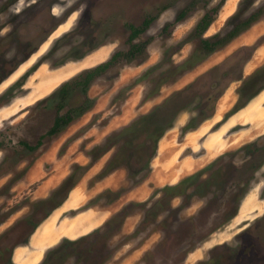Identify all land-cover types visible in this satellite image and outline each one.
Returning <instances> with one entry per match:
<instances>
[{
	"label": "rangeland",
	"instance_id": "rangeland-1",
	"mask_svg": "<svg viewBox=\"0 0 264 264\" xmlns=\"http://www.w3.org/2000/svg\"><path fill=\"white\" fill-rule=\"evenodd\" d=\"M220 2L0 0V264L11 262L16 243L27 242L13 252L11 264H264V128L255 126L264 109V0ZM206 12L215 13L208 27L195 29ZM254 12L247 28L205 51L196 64L172 68L201 39L224 36ZM144 18L152 20L134 41L145 46L88 86L90 109L58 134L44 135L55 115L47 98L82 71L125 52L129 27ZM94 54L103 56L83 65ZM244 84L256 95L233 110L244 98L238 93ZM217 91L214 102H201ZM82 98L79 89L70 91L61 112ZM158 106L159 118L171 125L149 169L135 178L124 166L104 173L118 147L101 150L107 137ZM240 135L251 137L230 145ZM38 140L32 151L20 143ZM251 142L261 149L248 158L242 146ZM214 161L220 172L204 195L207 186L192 190L208 172L180 195L159 190ZM79 237L56 263L49 250Z\"/></svg>",
	"mask_w": 264,
	"mask_h": 264
},
{
	"label": "trees",
	"instance_id": "trees-1",
	"mask_svg": "<svg viewBox=\"0 0 264 264\" xmlns=\"http://www.w3.org/2000/svg\"><path fill=\"white\" fill-rule=\"evenodd\" d=\"M222 2L223 0H221L220 3ZM184 14H185V10L180 11L175 16L173 22H177L181 20ZM214 14L215 13H212L211 16L209 15V12L208 13L206 12L196 23L195 29H199L200 31L206 29L209 25V22L213 19ZM257 14L258 12H254L250 14L249 17H247L244 21L240 22L238 25H236L232 30L227 32L222 37L219 36V38L217 39H213V38L201 39L198 48H196V50H194L193 53H191V55L187 59H185L183 62L179 64L176 65L174 64L172 68H174V70H185L190 68L191 66L196 64L197 61L201 60L200 57L203 56L205 51L206 52L213 51L215 48L219 47L230 38L236 36L239 32L242 31V29L247 28L254 21ZM149 23L150 20H145L142 23L141 28L140 26L139 27L130 26L129 27L130 34L128 37V41H132L133 39L138 37V35L142 33L145 30V28H147ZM138 44H139L138 42H135V44L132 46L135 51L140 48V47L138 48L137 46ZM129 54L132 55L133 53L129 51ZM119 56L120 53L115 52L105 62H102L94 67L82 71L70 83L62 84L59 88H57V90L53 92V94L49 96V98H47V103L52 104L55 108V115L52 124L47 129L44 135L53 136L58 134L69 123H71L73 120L80 117L84 112L90 109L93 102L91 98H89L86 94L88 86L96 78H98L100 75H102L103 73L108 71L112 66H114L115 65L114 63ZM74 89H79V92L83 95V98L77 105L75 106L73 105L68 109L64 110L63 112H61L62 107L65 106L66 97L69 95V92L70 91L72 92ZM245 89H246L245 86L240 87L238 93L240 95L243 94ZM250 97L251 96H248V98H245V100L244 98L242 100H238L233 110L243 107ZM159 107L160 106L156 107L155 110H152L144 115H141L124 129H121L120 131L115 132L107 137L106 142L109 143L104 144L101 150L104 149L105 151L107 145H115L116 143H118V147L116 149V152H114V154L108 159L104 168L105 169L104 173H108L109 171L115 168L124 166L128 170V174H130L133 178H135V175L140 171L142 170L147 171L149 169V160L155 153L157 141L165 132V130L169 128L171 125L170 124L171 121L164 123V120H161L159 118L158 116ZM20 143L24 146L25 149L32 151L39 146L40 140H38L34 145H31L30 143H26V142H20ZM260 149H261L260 147L258 148L256 146L255 142H251L249 144L242 146V150H246L248 158L251 157L254 153L258 152ZM139 158L144 159L143 163L139 162V160H134ZM134 161L137 162L136 165H134L135 164ZM216 166H217V161H214L208 164L206 167L200 169L199 171L185 177L179 183L174 185H165L161 187L159 190L165 193V195H169L172 197L180 195L181 190L184 189V191L186 192L187 189L185 188L187 187V183L189 181H191L192 179L199 181V179L202 178L203 174H205V172H208V174L204 177L203 181L200 184H194L192 190V194L196 193L195 189L197 190V193H199L202 191V186L203 187L207 186L205 191L201 193V195H204L208 187L212 184L211 180L219 175L220 170ZM82 239L83 237L81 238L79 237L74 241L64 239L57 246L51 248L49 250V253L56 252V256L54 257L56 263H59L60 261H64V259L69 256V253L66 252V249L73 244L79 243Z\"/></svg>",
	"mask_w": 264,
	"mask_h": 264
},
{
	"label": "flooded vegetation",
	"instance_id": "flooded-vegetation-1",
	"mask_svg": "<svg viewBox=\"0 0 264 264\" xmlns=\"http://www.w3.org/2000/svg\"><path fill=\"white\" fill-rule=\"evenodd\" d=\"M252 14V13H251ZM250 16V14L249 15H247L245 18H242V19H240L239 21H237V22H235V24L231 27V29L230 30H232L236 25H238L240 22H242V21H244L247 17H249ZM145 20H152V18H149V19H146V18H144L143 20H142V23L145 21ZM142 23H141V25H140V28L142 27ZM229 32V31H228ZM129 34H130V32H129ZM129 37V36H128ZM128 37H127V41H128ZM128 43H129V46H128V48H127V50L125 51V52H120V51H118L119 53H120V56L118 57V59H119V61H120V58H121V61L123 60V61H125V63H127V62H129V61H131L132 59H133V57H134V55H136V53H137V51H135L134 49H133V45L135 44V41H134V39L132 40V41H128ZM139 44L137 45L138 46V48H139V46L142 48L143 46L142 45H144L145 46V43L143 44L142 42H138ZM129 51H131L133 54L132 55H130L129 54ZM118 59L115 61V63H117V61H118ZM114 63V64H115ZM225 70V69H224ZM230 74H233V72H229V70L227 71V74H226V76L227 77H231L232 78V75H230ZM216 82L218 83V84H220V82H218L217 80H216ZM217 84V85H218ZM224 87V84H222L221 85V87ZM246 87V84H244L243 86H241V87ZM240 88V87H239ZM247 89H245V91H246ZM260 90H262V89H260ZM259 90V91H260ZM243 92V94H239L240 95V97L241 96H244V98L246 97V98H248V96H251L248 100H247V102L248 101H250L256 94L254 93V91L255 90H250L248 93L247 92ZM217 94L215 95V96H213V97H210V92H208L206 95L209 97L208 99H205L204 101L203 100H201V102H205V105L206 104H208V103H212V102H214L215 101V97L216 96H218V93H219V91H217L216 92ZM220 94V93H219ZM162 107V106H161ZM161 107H159V109L161 108ZM161 120H162V118H161ZM22 147L24 148V146L22 145ZM25 149V148H24ZM25 150H28V149H25ZM39 226V224L38 225H35L33 228H31V231H30V233L28 234V236L30 237V236H32V234L35 232V230L37 229V227ZM28 243V242H27ZM27 243H16L12 248H11V250H10V253H11V255H10V263L9 264H11L12 263V260H13V252L17 249V248H20V247H22V246H26V244ZM44 261L45 260H43L42 262H40L41 264H44Z\"/></svg>",
	"mask_w": 264,
	"mask_h": 264
},
{
	"label": "bare ground",
	"instance_id": "bare-ground-1",
	"mask_svg": "<svg viewBox=\"0 0 264 264\" xmlns=\"http://www.w3.org/2000/svg\"><path fill=\"white\" fill-rule=\"evenodd\" d=\"M250 30V29H249ZM256 30V29H255ZM250 33V32H249ZM250 35V34H249ZM252 35H254V34H252ZM248 36V35H247ZM103 56V54H94V55H89L87 58H85L83 61H82V63H84L83 65H88V64H91V63H93V62H96L99 58H101ZM63 74V73H62ZM60 76L61 75H59L58 76V78H57V80H55L52 84H54V83H56V82H58L59 80H60ZM262 98V97H261ZM254 115V114H253ZM253 117V116H252ZM256 122H257V124L255 125L256 126V131L258 130V128H260V129H263L264 128V109H261L258 113H257V115H256ZM255 122V123H256ZM205 128H206V126H203L201 129H200V131H199V133H204V131H205ZM255 130V129H254ZM264 131V130H263ZM255 132V131H254ZM248 137H251L250 135H240V136H238V137H236L233 141H232V143H230V145L231 144H235L236 142H239V141H241V140H244V139H246V138H248ZM249 139V138H248ZM247 139V140H248ZM246 140V141H247ZM235 146H237V144L235 145ZM170 151H168V153H169ZM170 153H172V152H170ZM169 153V154H170ZM167 155V154H166ZM164 156V155H163ZM166 157V156H165ZM246 204H249V202L248 203H246ZM62 234H64V233H66L67 232V230L64 228V227H62L60 230H59ZM48 233H50V234H48ZM48 233H47V235L49 236H53V234H52V229H50V230H48ZM23 251H24V249H22ZM21 250V251H22ZM19 251V250H18ZM26 252V251H25ZM32 254V253H31ZM30 253H29V257H30V255H31ZM20 256V255H19ZM35 256V255H34ZM28 257V258H29ZM19 258V257H18ZM26 259H24V261H22V262H20V261H18V264H25L26 263V261H25ZM34 261V260H33Z\"/></svg>",
	"mask_w": 264,
	"mask_h": 264
},
{
	"label": "crops",
	"instance_id": "crops-1",
	"mask_svg": "<svg viewBox=\"0 0 264 264\" xmlns=\"http://www.w3.org/2000/svg\"><path fill=\"white\" fill-rule=\"evenodd\" d=\"M187 146V145H186ZM188 147V146H187Z\"/></svg>",
	"mask_w": 264,
	"mask_h": 264
}]
</instances>
